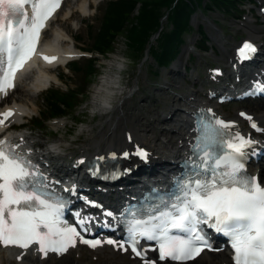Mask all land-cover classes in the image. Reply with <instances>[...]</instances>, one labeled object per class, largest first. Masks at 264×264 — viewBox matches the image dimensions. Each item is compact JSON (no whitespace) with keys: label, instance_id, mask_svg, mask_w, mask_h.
<instances>
[{"label":"snow or ice","instance_id":"1","mask_svg":"<svg viewBox=\"0 0 264 264\" xmlns=\"http://www.w3.org/2000/svg\"><path fill=\"white\" fill-rule=\"evenodd\" d=\"M62 3L63 0H0V92L7 95L16 87L18 71L36 55L42 30ZM257 50V44L246 39L237 51L244 60ZM40 55L49 62L58 59L56 55ZM262 93L264 83L258 79L247 94ZM103 103L108 105V100ZM15 111L8 107L0 112V125ZM194 115L196 135L194 141H189L191 152L183 170L169 188L150 189L142 203L119 212L84 195L76 183L64 184L61 191L57 187L61 181L41 167L47 164L43 152L32 159L34 146L18 150L26 143L24 136L14 143L5 135L0 139V245L19 246L24 251L18 259H23L34 244L42 258H47L50 252H68L78 242L92 248L109 243L123 251L130 246L135 255L144 258V264H157L155 258L149 259V248H158L160 260L173 261L193 259L206 248L218 251L210 235L215 231L229 238L235 264H264V181L248 170L249 160L264 153V141L245 134L237 121L218 116L212 108H199ZM241 115L251 121L253 128L264 131L251 114L244 111ZM136 152L148 159L146 148L137 145ZM122 155L130 154L125 151ZM110 156L116 158L118 154L111 152ZM85 159L81 156L80 163ZM104 160V156L94 158L89 172L103 175L100 162ZM75 199L83 200L88 209L99 207L103 215L85 208L74 209L76 222H70L66 211ZM110 217H116L120 224L116 220L109 222ZM93 223L109 229L122 225L124 238L90 237L88 233L96 231L90 227ZM145 239L155 243L145 246L141 243Z\"/></svg>","mask_w":264,"mask_h":264},{"label":"rangeland","instance_id":"2","mask_svg":"<svg viewBox=\"0 0 264 264\" xmlns=\"http://www.w3.org/2000/svg\"><path fill=\"white\" fill-rule=\"evenodd\" d=\"M72 1L74 0H67L65 6L61 10V12L57 15L55 24L63 22L64 25L68 26L74 35L80 36L84 39L79 46L86 45V25L85 22L93 20L92 26H97L99 24L100 15L98 16L97 10L93 11L89 17L81 15L80 13L76 12V15H73V19H78L76 23V28H72V20L64 18V12L72 9ZM176 1V0H175ZM186 1V0H185ZM168 1H166L167 3ZM174 2V1H173ZM171 3V2H170ZM166 5V4H163ZM93 6V5H92ZM161 8V20L162 23L165 24L166 20L164 19L167 15L168 9L170 7L162 6ZM97 17H96V15ZM95 16V17H94ZM64 18V19H63ZM244 19L242 16L241 20ZM191 24L195 30L192 32V37L194 40L198 39L199 36L197 34V29L200 26H203L207 32H212L213 34L217 31V27L219 26H227L230 31L229 35L227 36L226 40H232V37L235 35L243 34V31H238L237 26H239V20L236 19V16L229 15L226 13H219L217 11L210 10L206 15L200 11H197L192 20ZM256 27L259 25H255ZM49 35V32L46 33L45 37ZM223 40H225L223 38ZM85 42V43H83ZM151 42V41H150ZM154 42V41H153ZM213 44L219 43L216 39H212L211 41ZM156 44V41L153 45ZM227 48L230 46V43L225 45ZM229 50H227L228 52ZM129 53H131V48L127 46V40L125 34H121L117 36L114 50L113 52L108 53V55L101 56L98 55L97 59V73H101L105 68V61L112 57L113 54L117 55L119 58L124 59L125 66L124 69L121 71V83L125 87L126 90L133 89V92L127 100L123 104L122 110L123 114L121 119L118 121L117 132H120L119 137L123 139V127L125 118L127 119V124L136 130L141 128H145L142 125V121L144 118H148L153 120L155 117L163 118L165 115H168L169 110L168 106L173 103L174 98L178 97L176 94L193 90H200V83H192L191 81L182 84V89L173 90L174 87L170 86L167 87V82L170 80H175L178 82L181 77L178 72L171 70V68H163L159 67L152 58L150 54L145 55L144 53L142 56L140 55V59L138 61L134 60L132 62L129 59ZM211 54V52H209ZM230 53H232L230 51ZM145 55V56H144ZM205 56V55H203ZM207 59L216 60L219 59L216 63H224L227 58L223 56L220 52H217L215 56H205ZM84 59L79 61L80 63L83 62ZM194 62L198 65L203 63L202 59L198 57V54L195 56ZM63 72L62 69L60 71ZM67 74V81H57L53 83L51 86L59 87L65 90L68 85L69 86H78L80 96L79 98L82 100V104L75 108L76 112L71 113L65 117H59L57 119L50 120L48 122L42 123L40 127L33 126L31 123L28 124L25 128V131L32 132L33 134L37 135V138L42 139L43 141L49 142V144H56L61 146L62 149L66 151H75L78 147L82 146L83 144H88L91 140L96 139L100 140L101 137L97 136L99 130H106L108 127L107 121L112 119V112L111 113H99L96 109L92 108L90 104V90L95 82L98 81V77L93 80V77L90 75L85 76L82 72L71 74V72H66ZM192 74L201 75L205 81L204 75L206 71L204 68H201L197 71H192ZM201 74V75H200ZM99 76V75H98ZM93 80L92 84L90 82ZM89 81V82H88ZM182 82V81H179ZM18 94V91L13 94L12 98ZM41 96L38 95L36 97L37 106L41 103ZM254 103L245 102L243 104H229L226 106H221L220 109L225 111L228 116H234L236 111L240 108H246L249 110L254 111L252 107ZM169 112V113H167ZM123 119V120H122ZM155 127L158 129L160 127L164 128L165 125L163 123L154 122ZM176 124H172L174 127ZM143 126V127H142ZM178 127V126H177ZM140 130H138L139 132ZM143 133L144 131H140ZM155 134H157V138L160 139H168L169 135L162 130H155ZM151 133V132H150ZM151 134L147 136L149 138ZM151 138V137H150ZM176 137L174 136V139ZM148 140V139H146ZM55 142V143H54ZM63 162V160H61ZM264 166V162L261 163ZM262 178L264 179V172L262 173ZM110 253L105 251L104 255L100 254L98 260L94 261L90 252L81 251V254L77 251V249L69 252L67 255L59 258V259H49L46 261L45 264H133L129 262L128 259L124 256H118L116 262H103L102 256L111 257L109 256ZM204 258V257H203ZM201 258V259H203Z\"/></svg>","mask_w":264,"mask_h":264},{"label":"bare ground","instance_id":"3","mask_svg":"<svg viewBox=\"0 0 264 264\" xmlns=\"http://www.w3.org/2000/svg\"><path fill=\"white\" fill-rule=\"evenodd\" d=\"M87 0H77L73 2V7L75 10L79 11L82 15H87ZM243 26L246 28L245 30L247 33L258 38V35L255 33L254 29L250 27V21L246 20L243 23ZM72 37V33L66 27L63 26H54L50 28V35L47 39L43 42L45 44V52L48 55H56L58 57L57 60L48 63L47 65L39 64L37 71L35 70H27L18 80V84L15 87L14 91H18V94L14 97V101L12 102H5L0 104V111L2 109H6L8 107H12L16 109L15 114L9 119L8 122L21 120L23 119L24 115H29L32 110L35 109L36 103V96L38 94V90L43 88L48 81L52 79H57V75L55 70L59 64H63V62L74 55H68V53H75L77 52L75 46L71 49V44L69 38ZM261 40V38H259ZM264 44V42H263ZM183 61V57L179 58L175 63H179ZM57 62V64H56ZM59 63V64H58ZM124 59L119 58L117 55L113 54L108 60L105 61V68L99 75L98 81L92 86L90 91V104L92 108L96 109L100 113H111L113 118L107 121L108 127L106 130H99L98 135L100 136V140L93 139L87 145L81 146L77 151L79 156L73 158L72 163H76L79 161L81 156H94V155H103L105 152L109 150L120 149L123 151L132 150L134 143L144 141L149 148L154 151L153 159L156 162L163 163L165 165H171L174 163L178 157L182 154V149L184 148L187 138L190 132V122L188 119V111L193 108L197 102H201L197 99V92H192L185 97H181L180 104L183 108H178L175 104L170 106V110H181L182 112H177L178 116L176 119H159L155 117L153 120L144 118L142 124L145 126L144 132H138L135 128H132L127 124V119L123 121L125 125L124 127V136L126 139H120L119 134L117 132L118 126L117 123L121 119L123 114V104L127 100V97L131 95L133 89L126 90L125 87L121 83V70L123 68ZM167 84L169 86H178L173 80L168 81ZM107 99L108 105H105L103 101ZM249 100V99H248ZM176 101H178L176 99ZM178 104V103H177ZM193 104V105H192ZM256 112V119L259 120V123L264 126V100H260L254 108H252ZM187 110V111H186ZM184 112V113H183ZM163 120L164 123L169 124L176 122L179 124L176 140L168 139V140H161L159 137L157 138V134L155 129L157 127L154 126V121ZM143 127V126H142ZM175 128V127H174ZM2 128H0L1 130ZM161 130H165V132L170 133L172 132L171 129L168 128H160ZM128 131V132H127ZM131 131V132H129ZM151 132V133H150ZM264 132V131H263ZM126 133L128 134L126 137ZM129 134H131V139L129 138ZM151 134V138H147V136ZM191 134V133H190ZM7 136H9L12 140L19 142V137L24 136L26 143L25 145H21V150L24 151L27 146L32 145L36 148L37 153L43 152L44 157H50L52 159L58 160H67V157L72 155V152L64 151L60 146L49 145L48 142L42 141L37 136L33 135L30 132H20V131H9L7 132ZM148 139V140H146ZM181 139V142L178 140ZM256 139V138H255ZM148 141V142H146ZM38 145L42 148L38 150ZM178 149V151H173V149ZM155 152L158 153L159 157H156ZM179 152V153H178ZM78 158V159H77ZM77 159V160H75ZM137 160L134 159L132 161H125V165H136ZM58 166H62L59 164ZM253 172H256L257 169L251 167ZM103 248L96 249L102 250ZM13 248H0V264H9L11 256V252ZM17 254L23 251H18L16 249ZM203 256V255H202ZM201 255L198 256L191 262L186 263H175V264H231L229 254L226 251H222L218 253L217 259L216 258H207L203 261H197L199 258L202 257ZM29 260L34 262L35 260H40L37 263L42 264L44 261L43 258L39 256V253L35 251V249L27 250L26 254L24 255L23 260L20 261L19 264H28Z\"/></svg>","mask_w":264,"mask_h":264},{"label":"trees","instance_id":"4","mask_svg":"<svg viewBox=\"0 0 264 264\" xmlns=\"http://www.w3.org/2000/svg\"><path fill=\"white\" fill-rule=\"evenodd\" d=\"M166 1H168L166 3ZM110 0L105 8L104 17L98 32L92 36L93 49L102 54L112 52L118 35L125 34L127 46L131 48V55L139 59L145 50L151 34L157 31L160 24L162 6L172 7L169 19L174 29L163 31L158 38V45L151 49L157 62L162 65L168 63L177 51L181 41V32L186 28L189 14L194 7V0ZM199 1V0H195ZM238 0H208V8L227 9L234 7ZM171 2V3H170ZM166 4V5H163ZM137 10V13H134ZM91 73L95 71L93 63ZM78 97L72 93H50L47 96L48 109L54 114H60L65 108L78 103Z\"/></svg>","mask_w":264,"mask_h":264}]
</instances>
